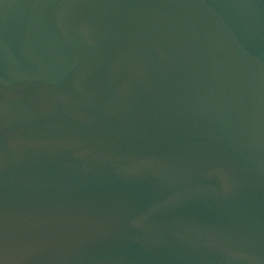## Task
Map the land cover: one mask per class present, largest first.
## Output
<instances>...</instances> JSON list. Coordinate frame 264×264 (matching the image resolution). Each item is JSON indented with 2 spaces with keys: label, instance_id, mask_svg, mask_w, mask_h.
Returning <instances> with one entry per match:
<instances>
[{
  "label": "water",
  "instance_id": "water-1",
  "mask_svg": "<svg viewBox=\"0 0 264 264\" xmlns=\"http://www.w3.org/2000/svg\"><path fill=\"white\" fill-rule=\"evenodd\" d=\"M0 264H264V0H0Z\"/></svg>",
  "mask_w": 264,
  "mask_h": 264
}]
</instances>
